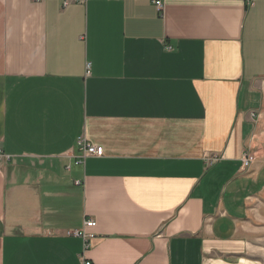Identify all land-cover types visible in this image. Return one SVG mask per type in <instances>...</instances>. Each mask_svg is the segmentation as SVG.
<instances>
[{
  "label": "crops",
  "instance_id": "crops-1",
  "mask_svg": "<svg viewBox=\"0 0 264 264\" xmlns=\"http://www.w3.org/2000/svg\"><path fill=\"white\" fill-rule=\"evenodd\" d=\"M62 1L0 0V264H263L264 0Z\"/></svg>",
  "mask_w": 264,
  "mask_h": 264
},
{
  "label": "built area",
  "instance_id": "built-area-1",
  "mask_svg": "<svg viewBox=\"0 0 264 264\" xmlns=\"http://www.w3.org/2000/svg\"><path fill=\"white\" fill-rule=\"evenodd\" d=\"M34 1H40V0H34ZM85 0H63L62 1V6L66 7L67 5H69L70 3H80V2H84ZM256 0H244V2L246 3V5L250 6L253 4V2ZM154 4L157 8L158 12H161L163 9V2L162 0H155ZM170 49V48H168ZM87 69H89V65L87 64ZM77 148L79 151V155H75L74 156V164H83L84 160L88 157V156H101L102 155V147H98V146H94L91 145L90 143H88L85 139L83 138H79L77 140ZM9 157L4 155L0 149V161L2 160H8ZM255 160L254 156L252 154L246 153L241 157V165L243 168H247L253 161ZM70 164L67 166V169L70 168ZM76 184H79V182H76ZM95 225V222L92 219H86L84 221V227H92ZM69 235H74L77 237L82 238V240L84 241V245L85 247H87V242L88 240L92 237L91 234H88L86 232H84L83 230H75L73 232H68ZM85 264H90V262H85Z\"/></svg>",
  "mask_w": 264,
  "mask_h": 264
},
{
  "label": "rangeland",
  "instance_id": "rangeland-1",
  "mask_svg": "<svg viewBox=\"0 0 264 264\" xmlns=\"http://www.w3.org/2000/svg\"><path fill=\"white\" fill-rule=\"evenodd\" d=\"M262 119V132L260 137H264V112L261 117ZM262 143V144H261ZM260 145L264 147V138L261 140ZM255 158V156H254ZM256 159V158H255ZM259 211V215H254L252 219V226L246 228L245 235L249 239L248 250L251 255L258 257L262 260L264 264V203H260V208L256 209V212Z\"/></svg>",
  "mask_w": 264,
  "mask_h": 264
}]
</instances>
